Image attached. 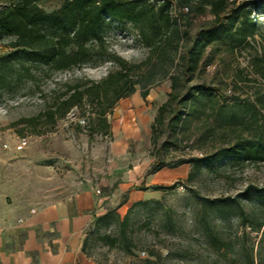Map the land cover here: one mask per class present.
<instances>
[{"label": "rangeland", "instance_id": "rangeland-1", "mask_svg": "<svg viewBox=\"0 0 264 264\" xmlns=\"http://www.w3.org/2000/svg\"><path fill=\"white\" fill-rule=\"evenodd\" d=\"M20 1L0 0V9ZM35 1L52 11L64 0ZM253 1L256 3L254 20L264 23V0ZM208 2L192 0L190 9L185 8L186 22L192 33L213 18ZM105 39L111 51L128 61L141 62L147 57L148 50L129 22H113ZM256 39L263 42L260 34ZM10 41L11 38H6L3 43ZM226 49L224 45L209 49L203 69L192 74L189 86L201 87L204 81L206 85L220 87L232 98L225 105L220 101L213 109L208 106L206 114L193 117L181 134L182 142L175 140L172 132H162L160 124L154 141L152 124L159 107L169 97L171 75L177 74L179 68L175 65L161 83L150 86L147 115L151 137H144L146 131L142 125L143 137L132 142L133 152L156 158L158 148L162 147L161 160L170 167L179 159L211 153L236 138L238 134L227 129L224 122L228 105H243L248 99H254L256 93L264 91V80L251 71L250 51L233 53ZM115 69L117 66L112 61L86 64L51 72L39 87H31V83L26 82L13 90H0V211L20 212L26 206L40 207L79 190L78 182L100 149L108 152L109 164L114 137L96 133L94 140H102L101 145L87 140L89 119L98 120V108L88 103L85 110L75 107L59 120L53 131L41 135L32 134L30 128L18 122L42 111L45 102L65 89L64 83L82 78L100 81ZM246 72L258 80L242 82L240 78ZM160 77L158 73L156 78ZM234 77L241 82L236 84ZM136 87L141 93L142 86L137 84ZM107 117L112 120V112ZM261 120L264 123V118ZM253 129V135L264 134V126ZM24 139L28 143L22 148L20 144ZM191 169L189 163L172 168L173 177L160 183H176V186L168 191L152 188L144 204L133 208L116 205L108 217L90 228L86 253L99 264H247L251 255L255 264H259L260 256L264 257V236L255 226L259 218H264V205L254 194L249 198H241L239 194L247 187L264 186V163L219 161L212 167L203 165L196 177L188 180ZM127 213L126 224H123ZM243 215L250 216V221H244ZM108 235L118 239L114 246L104 239Z\"/></svg>", "mask_w": 264, "mask_h": 264}, {"label": "trees", "instance_id": "trees-1", "mask_svg": "<svg viewBox=\"0 0 264 264\" xmlns=\"http://www.w3.org/2000/svg\"><path fill=\"white\" fill-rule=\"evenodd\" d=\"M191 3L192 0H64L59 7L47 11L35 0H22L1 8L0 90H13L26 82H30L31 87H39L51 72L86 64L112 61L117 66L100 81L82 78L74 83H64L65 89L45 102L42 111L22 118L18 123L30 128L32 134L41 135L53 131L59 120L75 107L85 110L88 103L94 109L98 108V120L90 118L88 123L91 142L96 133L110 134L107 114L121 98L135 93L137 84L142 86L141 94L146 98L151 84L161 83L174 66L179 65L178 73L171 75L169 97L159 107L152 124V138L156 141L157 125L160 124L163 125L162 132L170 131L175 140L182 142L181 134L193 117L206 114L208 106L213 109L220 101L225 105L232 98L220 87L206 85L204 81L201 87L189 86L192 74L203 69L209 49L224 45L233 53L250 51L251 71L264 80V23L254 20L253 5L256 3L253 0H209L213 18L195 33L186 22L185 8L190 9ZM113 22H129L135 27L140 42L148 50L145 60L131 62L109 49L105 34ZM258 34L263 38L262 43L256 39ZM6 38H11L8 44L3 43ZM244 70L240 69L241 72ZM158 73H161L160 78H156ZM240 80L252 83L258 79L246 72ZM235 81L236 84L241 82ZM228 107L224 122L227 129L238 134L236 138L211 153L179 159L171 168L191 164L187 179L192 180L203 165L212 167L219 161L264 163V134L253 135V128L264 126L261 120L264 118V91H259L254 99H248L243 105L231 103ZM162 150V147L158 148L147 173L168 166L161 160ZM175 186L176 183L155 184L152 188L168 191ZM142 188L147 187L142 185ZM251 194L264 205V186L247 187L239 196L249 198ZM145 202L138 201L130 208ZM113 210L98 216L94 223L108 217ZM249 217L243 215L244 221H250ZM127 218L128 213L123 224ZM255 229L262 230L264 236V218L258 219ZM104 239L112 246L118 241L110 235ZM87 243L86 238L84 251ZM259 262L264 264L262 255ZM247 264H255L253 255Z\"/></svg>", "mask_w": 264, "mask_h": 264}, {"label": "crops", "instance_id": "crops-1", "mask_svg": "<svg viewBox=\"0 0 264 264\" xmlns=\"http://www.w3.org/2000/svg\"><path fill=\"white\" fill-rule=\"evenodd\" d=\"M149 95L136 91L117 102L109 120L112 159L107 164L106 150L94 154L79 190L40 207L0 211V264H99L84 251L95 219L116 205L128 208L145 200L151 186L173 177L170 167L147 173L155 157L131 150L143 137L142 125L144 137H151ZM94 138L91 142L103 144Z\"/></svg>", "mask_w": 264, "mask_h": 264}, {"label": "built area", "instance_id": "built-area-1", "mask_svg": "<svg viewBox=\"0 0 264 264\" xmlns=\"http://www.w3.org/2000/svg\"><path fill=\"white\" fill-rule=\"evenodd\" d=\"M28 141L26 139H24L23 141H21L20 146L23 148L27 145Z\"/></svg>", "mask_w": 264, "mask_h": 264}]
</instances>
